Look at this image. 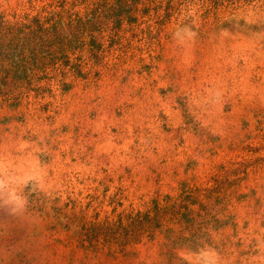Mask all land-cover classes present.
I'll return each mask as SVG.
<instances>
[{"label":"rangeland","instance_id":"rangeland-1","mask_svg":"<svg viewBox=\"0 0 264 264\" xmlns=\"http://www.w3.org/2000/svg\"><path fill=\"white\" fill-rule=\"evenodd\" d=\"M196 3L177 7L161 47L105 44L86 86L3 88L0 264H264V0ZM215 181L213 218L123 237L122 214Z\"/></svg>","mask_w":264,"mask_h":264},{"label":"trees","instance_id":"trees-1","mask_svg":"<svg viewBox=\"0 0 264 264\" xmlns=\"http://www.w3.org/2000/svg\"><path fill=\"white\" fill-rule=\"evenodd\" d=\"M186 1L26 0L27 6L20 11L13 10L8 14L2 11L0 75H6L9 80L0 81V93L3 88L31 90L35 86L41 90L52 85L68 91L76 82L86 86L92 82L89 75H97L102 67L105 44L112 48L124 40L126 46L133 47L134 39L140 35L148 40L157 37L161 47L162 28L176 14L177 7ZM196 1L204 13L218 9L224 2ZM151 23L158 26L156 36L151 31ZM127 34L130 35L127 37ZM124 61L122 58V63H114L111 68L117 70ZM67 78L71 81L66 82ZM260 124L258 122L254 132L256 137L264 138ZM231 165L236 166L231 171L236 173L243 163L232 162ZM179 186L175 196L164 195L160 200L152 198L145 203L144 211L122 214L118 224L121 225L123 219L129 222L123 237L137 240L145 235L152 241L154 234L159 232L169 239L173 234L172 225L190 226L196 218L214 217L211 211L222 204L221 198L214 196L220 191L216 181L208 187L191 186L186 182ZM221 211H225V207Z\"/></svg>","mask_w":264,"mask_h":264}]
</instances>
